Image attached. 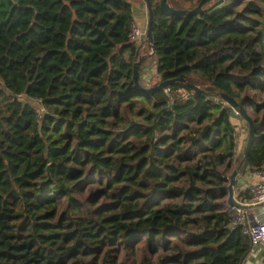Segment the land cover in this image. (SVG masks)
<instances>
[{"label": "trees", "instance_id": "obj_1", "mask_svg": "<svg viewBox=\"0 0 264 264\" xmlns=\"http://www.w3.org/2000/svg\"><path fill=\"white\" fill-rule=\"evenodd\" d=\"M151 1L146 85H193H134L147 53L128 38L132 0H0V264H108L134 242V264H241L251 250L227 183L239 163L264 167V0L185 15ZM220 92L254 122L244 160ZM81 178L93 198L73 194Z\"/></svg>", "mask_w": 264, "mask_h": 264}, {"label": "water", "instance_id": "obj_2", "mask_svg": "<svg viewBox=\"0 0 264 264\" xmlns=\"http://www.w3.org/2000/svg\"><path fill=\"white\" fill-rule=\"evenodd\" d=\"M145 1V6L147 8V22H146V29H145V39L146 42L148 43V46H151L152 43V1L151 0H144ZM210 0H198V2L196 3L195 6H193L192 8L189 9H182V8H176L172 5L169 4V2L167 0H160V6L162 7V9H164L166 12L168 13H176L179 15H185L188 14L190 12H198L202 9V5ZM224 0H214L210 6L216 5L220 2H222ZM151 53H153V51H151ZM144 57V55H140L138 57L137 60H135L133 62V80H134V85L143 90V91H147V92H154L157 91L159 89H162L164 87H166L167 85H169L170 83L176 81V80H181L184 81L185 83L189 84V85H193V83L183 77V76H178V77H173V78H168V79H162L160 81H158L157 83L151 85V86H144L139 82V66H140V62L142 60V58ZM220 96L222 97V99L227 102L229 104V109H230V115L231 116H235L237 118H243L247 125H248V136L246 138V142L244 145V153H243V160L247 158V154L248 151L250 149V147L252 146V138H253V133H254V122L251 118V116L246 112V110L244 109V107L240 106L238 104V102L229 94L225 93V92H220ZM244 166L246 165L245 162ZM240 164L239 163L236 167H234L228 177V183H227V189H228V193H227V201L228 204L230 205H237L240 206L244 209H250L253 210L251 211V214L253 213H258L259 212V208L264 206V199L261 200H257V201H252V202H245V201H241L239 198L236 197L235 195V187H236V183L239 179V177L242 174V169L240 168Z\"/></svg>", "mask_w": 264, "mask_h": 264}, {"label": "rangeland", "instance_id": "obj_3", "mask_svg": "<svg viewBox=\"0 0 264 264\" xmlns=\"http://www.w3.org/2000/svg\"><path fill=\"white\" fill-rule=\"evenodd\" d=\"M133 7L135 6L134 1L132 2ZM145 6V4H144ZM133 13V11H132ZM134 14H135V20L136 22L141 25L142 27H144L146 25L147 21H144V18L137 15V10H134ZM147 19V18H146ZM146 42V41H145ZM144 43V42H143ZM142 50L147 53L144 57L143 63L139 66V67H143V64H148L150 65V67L152 66V69L148 70L146 72V75H149L151 78L152 73L156 72V65H155V56L152 53L148 52V47L147 45L144 43V46L142 48ZM143 71H145L143 68H141V73H140V81L142 82L143 85L148 86L150 84H152L153 82H155L156 77H152L150 81H145L144 76H143ZM149 78V77H148ZM148 84V85H146ZM129 114L131 116H133L135 113V111H130ZM125 121H128V117L127 116H123ZM232 120L233 121H237L240 120L242 123L241 126V130L239 131V133L241 135H243V138H245V142H246V131L248 128V125L246 123V121L243 118H237L235 116H232ZM239 135H236V138H238ZM238 143H236L237 146ZM245 143H242V147L244 146ZM249 171H254V169L249 168L248 166L243 168V172H249ZM254 173V172H253ZM254 176H256L254 174ZM257 177V176H256ZM257 180V179H256ZM254 180V181H256ZM253 181V182H254ZM97 188H101L100 185L97 183V181H89L88 179H79L77 182H75L73 184V194L75 196H77L79 199H87V198H93L94 195H90V189H97ZM98 194L96 195L95 199H97ZM142 242H134L131 243L130 245H128V247H126V249H123L119 244L115 245L114 249H112L111 252V258L113 259L112 261H110L108 264H134L138 261L141 249H142ZM101 257L102 254L98 255L94 261L93 264H101ZM115 260V261H114Z\"/></svg>", "mask_w": 264, "mask_h": 264}, {"label": "built area", "instance_id": "obj_4", "mask_svg": "<svg viewBox=\"0 0 264 264\" xmlns=\"http://www.w3.org/2000/svg\"><path fill=\"white\" fill-rule=\"evenodd\" d=\"M145 29L146 25L142 27L133 20L128 33L129 40L141 45L146 40ZM239 137L236 138V143H245L243 136L242 138ZM253 172L257 176V180L245 186L249 190L250 198H239L241 201L252 202L264 199V167L255 169ZM228 211L231 225L239 224L242 231L250 237L252 245L264 244V216L262 217L258 213L251 214L250 209H244L240 206L230 204H228Z\"/></svg>", "mask_w": 264, "mask_h": 264}, {"label": "crops", "instance_id": "obj_5", "mask_svg": "<svg viewBox=\"0 0 264 264\" xmlns=\"http://www.w3.org/2000/svg\"><path fill=\"white\" fill-rule=\"evenodd\" d=\"M133 1L135 4V6L133 7V5L131 3V9L133 11V20H135L134 10H137V15L143 17L144 21H147V19H146L147 18V8H146V6H144L145 1L144 0H132V2ZM212 1H214V0H211L209 2H212ZM141 68H143L145 70V71H143V76H144L145 81H150L154 75H155L154 77L157 78V76H158L157 71L150 74L151 78L149 75H146V72L148 70L152 69V66L150 67V65H148V64H143V67H140V73H141ZM233 123L236 126L237 135H241L239 133V131L241 130V126H242L241 121L237 120V121H233ZM242 136L243 135H241L240 137L242 138ZM244 141H245V138H244ZM241 150H242V145H241V143H238L237 146L235 147L236 154L238 155L239 153H241ZM244 167H246V166H243V168ZM256 179H257V177L254 176L253 171H249V172L244 173L243 169H242V174L236 183L235 195L237 194V192L239 190L244 189L246 184L249 185L250 183H252ZM250 211H253V210H250ZM258 214L262 217L264 216V206L259 208ZM241 264H264V244L253 245L251 250L248 252V254L246 255V257L244 258V260L242 261Z\"/></svg>", "mask_w": 264, "mask_h": 264}, {"label": "clouds", "instance_id": "obj_6", "mask_svg": "<svg viewBox=\"0 0 264 264\" xmlns=\"http://www.w3.org/2000/svg\"><path fill=\"white\" fill-rule=\"evenodd\" d=\"M245 145V144H244Z\"/></svg>", "mask_w": 264, "mask_h": 264}]
</instances>
